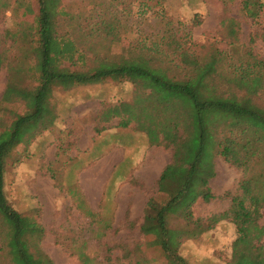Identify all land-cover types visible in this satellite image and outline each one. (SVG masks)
Here are the masks:
<instances>
[{
	"label": "rangeland",
	"instance_id": "rangeland-1",
	"mask_svg": "<svg viewBox=\"0 0 264 264\" xmlns=\"http://www.w3.org/2000/svg\"><path fill=\"white\" fill-rule=\"evenodd\" d=\"M241 1L59 0V6L66 13L58 17V32L78 40L80 51L90 58L123 62L131 54L147 53L153 55L160 65L176 67V72L182 70L178 59L180 49L207 56L214 49L233 52L234 43L238 51L250 48L255 55L264 57V10L252 20L240 10ZM261 1L264 4V0ZM38 9V0H0V97L7 84L9 64L26 67L29 62V29L34 26ZM229 20L233 23L230 24ZM230 26L233 33L229 32ZM176 43L179 45L177 50ZM219 63L218 72L207 82L210 88L225 90L228 98L245 92L254 93L253 101L264 107L261 81L251 79L239 83L228 79L227 64ZM33 84L29 75L22 80L23 87L29 88ZM135 86V82L130 80H112L71 91L55 90L58 126L43 131L28 144L18 146L7 159L6 197L16 210L31 215L41 224L44 234L40 246L55 264H164L148 245V237L140 232L145 203L157 188V178H143L150 172L149 164L147 169V165L141 163L134 174L131 170L130 178L112 182L106 185V190L105 176L95 189L89 187V178L82 176L87 183L85 193L90 203L83 199L74 182L83 167L78 171L73 167L84 163L83 158L79 159L82 152L78 151L77 141L80 135L85 134L80 133L89 131L92 122L104 129L109 122L118 126L121 113L110 112L111 117L103 121L102 110L117 102H131L140 94ZM67 92L75 94V103L70 107ZM152 102L155 103L154 100ZM13 107L20 111L23 104L17 102ZM177 108L179 112L183 110H179V106ZM148 109L147 114L157 113L151 110L155 109L153 106ZM85 110L93 113L81 117ZM159 116L172 117L166 113ZM80 121H84V125L77 128ZM130 128L135 130L128 125L114 135H106L103 143L94 147V155L102 154L98 157L101 159L113 148L123 146L129 154L127 168L130 169L132 163L139 159L144 145L137 135L124 133ZM239 128L243 131L237 136L238 148L230 152L233 160L239 158L244 142H249L247 150L253 140L264 137V126L254 119L240 123ZM130 137L138 139L136 145H129L132 142ZM177 137L179 139L181 135ZM178 143L162 140L151 145L148 142L152 146L147 153L148 161L155 160L164 167L170 162ZM30 154L35 158L32 157L29 163ZM260 166L255 165L253 170L259 171ZM215 171L210 181L215 198L209 202L199 199L192 207L193 219L200 220L204 226L211 216L228 208L230 195L238 193V182L246 175L242 168L226 162L219 155L215 157ZM29 173L32 178H29ZM122 178L124 175L117 180ZM168 222L175 229L190 227L173 216ZM260 224L264 227V217ZM236 237L235 225L229 219H221L203 233L184 239L179 253L189 264H233L236 249L244 248L243 244L252 247L253 243H260L256 241L257 231H252L245 242L233 243ZM252 248L254 253L259 252L256 247ZM242 254L247 259L240 262L251 264L252 258L245 251ZM0 264H9L3 254L0 255Z\"/></svg>",
	"mask_w": 264,
	"mask_h": 264
},
{
	"label": "trees",
	"instance_id": "trees-1",
	"mask_svg": "<svg viewBox=\"0 0 264 264\" xmlns=\"http://www.w3.org/2000/svg\"><path fill=\"white\" fill-rule=\"evenodd\" d=\"M38 3L34 26L29 29V62L26 67L9 64L7 84L0 97V255L3 254L9 264H55L40 246L44 234L41 224L31 215L16 210L5 194L6 162L12 151L58 126L55 90L71 91L112 80H130L135 82L137 90H143L144 101L136 97L129 103L117 102L102 110L103 121L115 111L121 113L118 126L126 127L134 122L150 144L179 141L157 179L155 194L144 206L140 232L148 237V245L164 264H189L179 253L183 240L203 233L221 219H229L237 232L233 243L245 242L252 231L258 232L256 241L260 242L252 245L259 250L257 254L245 244L244 248L236 249L233 264H245L240 262L247 259L243 251L252 258L251 264H264V227L260 224L264 217V137L253 140L247 150L249 142H244L238 159L233 160L230 155L238 148L237 136L243 131L240 123L254 119L264 126V107L253 101L254 93L228 98L225 90L215 91L207 85L210 77L218 72L220 61L227 64L228 79L239 83L259 80L262 92L264 57L255 55L250 48L238 51L234 43L233 52L214 49L207 56L180 49L181 72H176V67L160 65L147 53L131 54L123 62L90 58L80 51L78 40L59 34L58 17L66 13L59 6V0H38ZM240 10L255 20L264 10V4L261 0H242ZM229 32H234L232 26ZM175 49H179L177 43ZM27 75L34 83L29 88L22 86ZM67 93L70 107L75 103L71 101L75 100V94ZM17 102L23 104L20 111L13 107ZM135 105L139 106L134 108ZM151 106L156 114H147ZM178 106L179 110L183 109L181 112ZM160 113L173 118H162ZM154 117H157L156 122ZM105 129L94 127L96 132ZM178 135H181L179 139ZM217 155L242 168L246 175L238 182V193L230 195L228 208L211 216L204 226L200 220L193 219L192 207L199 199L209 202L215 198L210 181L216 173ZM257 164L262 166L256 172L253 168ZM69 171L70 168L65 177ZM172 216L190 227L171 228L168 219Z\"/></svg>",
	"mask_w": 264,
	"mask_h": 264
},
{
	"label": "crops",
	"instance_id": "crops-1",
	"mask_svg": "<svg viewBox=\"0 0 264 264\" xmlns=\"http://www.w3.org/2000/svg\"><path fill=\"white\" fill-rule=\"evenodd\" d=\"M138 90L140 91V94H137L136 96L140 100H142L141 98L145 97L144 96L145 93L142 92L143 91L142 89H138ZM83 98H85L87 100L90 99V98L88 99L87 97H83ZM71 101L74 102V100H71ZM133 107L137 108L136 105ZM108 108H104L105 111ZM90 112H89V110H85V112L82 113L81 117L90 116L91 113H93V112H91V113ZM87 124L88 123H86L85 125H87ZM82 125H84V121H82V122L80 121L79 125H76V127L79 128V127H82ZM128 125L129 126L132 125L135 130H132V128H130L131 130H129L128 132H124V133H128L131 135H137L142 142L141 144H144L141 147V148H143L144 151L142 150L139 159H136L132 163V167L130 169L127 168L129 165V162L127 163V158L129 157V154H128L127 150H125L121 144H112V146H122V147H120L118 149L113 148L111 152H108V154L101 159H99L98 157L102 154H100V155L95 154L94 155V147L97 144L99 147L103 143V141L106 139V137H105L106 135H108L109 133L113 134V133L118 132L119 129H121V127L113 126L112 123L109 122V124H106L105 130H103L101 132H96L94 130L95 124L92 122L89 124V127H88L89 131H87L85 133L80 131L81 132L80 134H85V135L79 136L78 141H77V146H78V151L82 152L81 156H80L81 158H79V159L83 158L84 163L82 162L80 165H78L79 167L77 166L78 167L77 171L79 170V168H82V167L83 168L80 169L79 173L77 174L78 177L76 178L75 182H76L79 190L81 191L82 195L83 196L85 195L84 196L85 200L87 199L86 201H89V203L91 202V200L88 196H86V193H85V189H87V183H86L85 179H82V176H84L83 178H89V183H88L89 187L91 186L93 189H95V188H97V186H99L98 181L101 182L102 181L101 178H103L104 176H105V178H104L103 183L105 186L106 185L109 186V184H111L112 181H114V182L125 181L128 178H130L129 175L131 173V170H133L132 174H134L137 166L140 165L141 163H144L147 165V169H148V164H149V167L151 166V169H150L149 174L145 175V177H143V178H157L158 179L163 167H160L159 166L160 164L158 162H156L155 160H149L148 161L147 153L149 151V147H152V146H149V144H148L149 140L147 139L146 134L141 130H140L141 131L140 132L134 122H131ZM130 138L131 139L129 141H132V142L129 145H132L133 143H135V145H136L138 142L137 141L138 139H135L133 137H130ZM151 145H155V144H151ZM126 149H128V148H126ZM101 150L104 151L105 149L102 147ZM129 153H130V151H129ZM30 155H31V157H33V159L35 158V156L33 154H30ZM92 161H94V163H92ZM70 167H71V164H70ZM156 168L159 170H156ZM116 174H118V175H116ZM123 175H124V178H122V180H117V178H119L120 176H123ZM31 176H32V174L29 173V178H32ZM106 189H107V186L104 190H106Z\"/></svg>",
	"mask_w": 264,
	"mask_h": 264
}]
</instances>
